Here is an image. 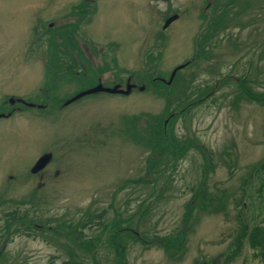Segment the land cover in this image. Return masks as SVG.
Here are the masks:
<instances>
[{"label": "rangeland", "instance_id": "1", "mask_svg": "<svg viewBox=\"0 0 264 264\" xmlns=\"http://www.w3.org/2000/svg\"><path fill=\"white\" fill-rule=\"evenodd\" d=\"M210 1L95 0L94 8L85 7L89 12L76 20L69 11L82 0H0V100L9 94L49 105L42 112L33 107L0 118V264H62L71 252L83 264H92L90 256L96 264L121 263L120 258L124 264H264V242L252 247L246 235L237 241L234 256L231 241L238 220L230 197L223 210L191 207L187 222L181 220L185 203L203 183L213 197L222 190L240 196L244 190L251 210L262 206L257 215L247 213L249 227L264 229V174L258 184L248 177L250 165L264 158V0ZM172 14L176 18L163 28ZM219 15L223 21L205 46L204 59L195 37ZM71 22L78 23L80 35L75 44L82 58L73 55L82 63L76 71L85 75L77 79L57 69L66 57L50 48L48 33L41 34L45 25ZM194 55L197 60L187 64ZM89 67L103 68L97 76L104 85ZM145 70L163 79L178 71L190 92L187 102L209 90L206 99L171 123L173 128L167 126L211 151L212 169L206 175H201L202 157L191 148L177 159L174 170L150 180L145 166L153 158L152 149L130 138V128H144L145 123L147 130L153 125L148 123L187 104L184 93L172 87L173 79L166 87L98 91L57 107L61 98L93 84L124 89L115 81L129 72L135 75L129 82L139 85L137 76ZM242 76L247 93H257L258 100L232 84ZM48 152L50 163L40 179L30 168ZM14 206L19 212L28 210V216L50 218L53 225L77 224L102 212L103 226L81 228L84 242L94 237V253L86 246L68 249L47 229L45 236H31L33 230L18 225L7 236L2 213ZM239 220L245 222L242 216ZM116 227V239L123 245L119 259L109 246ZM129 230L146 244L127 238ZM181 231L183 244L176 252L166 251L174 238L181 240ZM154 235L171 237L161 247L152 241Z\"/></svg>", "mask_w": 264, "mask_h": 264}, {"label": "trees", "instance_id": "2", "mask_svg": "<svg viewBox=\"0 0 264 264\" xmlns=\"http://www.w3.org/2000/svg\"><path fill=\"white\" fill-rule=\"evenodd\" d=\"M95 0H82L81 4L77 7H72L71 10L69 11V15H73L71 17L76 18H81L87 12L91 11L94 8V3ZM85 7H88L89 11H84ZM201 17L203 15L201 14ZM220 15L218 17L212 16L207 22L204 30H201L195 37V45L198 48V51H200L201 57H204V59L208 56L207 51L205 49V46L207 45L208 41L210 40L211 36L216 33L217 27L221 25V19H219ZM212 19V21H211ZM77 20V19H76ZM75 23V24H74ZM207 27V28H206ZM78 28V23L76 22H71V23H66V24H60L57 25V27H52L50 25H45L43 32L48 33V39H49V46L51 49H55V51H58L57 54L60 52L62 55H64L66 58L64 60H67L70 62L65 70L66 74H69V76H75L76 79L82 74L80 71H76L78 65L76 64V58L73 56L74 52L76 53L77 57L80 59L81 57V52H79V49L76 46V38L79 39L80 35L77 34L76 30ZM55 30V31H54ZM61 46L65 49H60L57 47ZM67 47H72L71 50H69ZM200 49V50H199ZM103 49L99 50V53H103ZM73 53V54H72ZM83 53V52H82ZM151 55V53H148ZM206 56V57H205ZM147 57V56H146ZM149 56L148 58H150ZM155 57V54H154ZM198 56L194 55L193 59L191 62H188L187 64L192 63V61H196ZM147 58V59H148ZM60 60V59H59ZM186 64V65H187ZM102 67H97L95 69H90L91 72L94 73L95 76L99 72L102 71ZM147 70H145V73L143 71V75L137 76L139 81H142V84H139V86H145L149 85L152 86V88H157V87H166L165 84L161 82L160 77L162 76L158 74L157 72L151 73L148 72L149 74H146ZM132 73V74H130ZM128 74V73H127ZM155 75V76H154ZM85 76V75H84ZM131 76L133 75V72H129L127 77L130 79ZM229 79H231L230 76H228ZM172 87H178L179 93L181 91L184 93V102L190 95V92L188 91V87L186 86L185 83H182L183 78L179 77L178 71L175 72L174 77L172 78ZM225 78L220 79L221 81L224 80ZM244 77L242 76L241 78H233V85L239 89V92L242 93H247L249 92L248 88L245 87L244 85ZM124 78H120L119 80H116L118 83H123ZM220 81V82H221ZM219 82V81H216ZM215 85V84H214ZM213 85V86H214ZM157 86V87H156ZM214 89V87H212ZM209 94V90H206L204 92H201L197 94V98L193 99L192 101H188L187 104L177 105L173 110L167 112V115L163 117L162 119L158 118L156 119V122H151L148 124H152V127L149 129H145V123H144V128L142 126L137 125V128H130L133 129L132 133L130 134V138L132 141L136 144H145L149 146L151 151V159H147L148 163H146L145 166V171L146 175H150L148 179H162L167 171L174 170L176 168V165L178 164L177 159L185 154L187 151H189L191 148H195L198 150V153L202 157V165H201V175H206L208 170L212 169V155L211 151L208 149L204 148L202 145L193 143L194 140L191 138L183 136H177L175 133L172 131V128L175 123L171 124L177 117L182 116L186 111L188 110L189 106L199 104L201 100L206 99L207 95ZM248 94V93H247ZM182 95V93H181ZM251 98L257 99L258 94L254 93L251 95L250 93L248 94ZM264 99V96H263ZM261 99V100H263ZM176 100L179 101L177 98ZM258 100V99H257ZM132 118H135L134 116H130ZM144 118V115H143ZM172 125V128L167 130L168 125ZM148 127V125H147ZM128 129V128H127ZM144 137H148L149 141L147 139H144ZM153 138V141H150V139ZM150 161V162H149ZM249 173L248 177L250 178H256L255 181L259 182L262 181V174H264V158L258 160L257 162L253 163L249 167ZM205 178V176H204ZM243 184V183H242ZM258 186V185H257ZM244 190L241 189V194L240 196H236L235 191H231L230 193H227L225 190L221 191V195L217 197H213L208 193L206 190V186L201 183L199 184L197 190H194L192 193V197H190V200H188L185 203V212L182 215V222H187L186 220L189 219L190 217V210L192 208H197V210L201 212H207L208 210H213V212H217L219 210H223L225 208L227 200H230L229 197L231 198L232 204L236 210L235 218L238 220V231H236V235L234 237V241L232 240L231 242V247L233 250L234 256L237 254V250L239 249L237 246V241L240 238H244L246 235V238L249 240L248 243L250 246H262L264 242V229L258 228L256 225L249 227L247 220H246V215L248 212H251L254 215L259 214V212L262 211V206L261 204H258L256 206H253V210L250 209V207L247 206V201H246V196L242 194ZM21 203V202H20ZM23 203V202H22ZM264 210V208H263ZM254 211V212H253ZM102 213V212H101ZM101 213L96 214L93 218L90 216H87L88 218H85L84 221L79 222L77 224H73L71 221L65 222V221H59L55 225L51 223L52 219L50 218H45V219H40V218H35L28 216V210H23L21 209V212L14 206L13 209L5 211L2 213V219L4 222V226L7 227V229H4L6 231V235L8 236L11 232H16L15 230L18 227H24L26 230H33L34 233L31 234V236H36L35 234H40L44 235L46 232L45 230L49 231L51 235L55 236L56 238L63 239L62 243L63 246H70L68 249H73V247H84L88 250L93 251L94 253V247L91 244L92 241L94 240V237L92 239H87L86 242L83 241L82 233H81V228L83 227H89L91 228L94 225L98 226H103V222L100 221L101 218ZM240 216L244 217L245 222H241L239 220ZM264 219V217H263ZM92 221V223H91ZM240 221V222H239ZM17 224V225H16ZM10 225H15L14 228H11ZM20 225V226H18ZM10 227V228H9ZM63 227V229H61ZM101 230V229H100ZM120 228L116 227L114 228V232L112 236L109 239V246L113 247V252L117 255V258L119 259V252L122 250V243L117 241L116 236L119 232ZM179 230L177 231L178 235ZM127 238H129L131 241H137L141 245L146 244V240L142 238V236H135L131 230L128 232H125ZM182 238L176 240V238L173 239V242L169 244V246L165 249L166 251H170L173 249V252H176L178 250V247H180L183 244L184 238H183V231H181ZM45 236V235H44ZM43 237V236H42ZM171 237L170 235L166 236H152V241L156 240V242L159 244V246H164L166 247L168 238ZM172 244V245H171ZM92 245V246H90ZM86 246V247H85ZM170 249V250H169ZM1 250V249H0ZM71 252V251H70ZM67 260H63L62 264H83L82 260L78 261L75 257L73 252L69 253L67 255ZM84 259V257H80ZM121 263L116 262V264H124V259L120 258L119 259ZM90 261L92 264H96L95 259L91 258L90 256Z\"/></svg>", "mask_w": 264, "mask_h": 264}, {"label": "flooded vegetation", "instance_id": "3", "mask_svg": "<svg viewBox=\"0 0 264 264\" xmlns=\"http://www.w3.org/2000/svg\"><path fill=\"white\" fill-rule=\"evenodd\" d=\"M58 48H60V49H65V48H63V47H61V46H59ZM68 48V47H67ZM100 50V49H99ZM99 50H97V53H99ZM73 54V53H72ZM74 56V55H73ZM75 57V56H74ZM60 61V60H59ZM76 64L77 65H79V63H82L81 62V60H80V62L79 61H77L76 60ZM70 64V62L69 61H60L59 62V64H58V66H57V69L59 68V69H65V70H67L66 68L67 67H69L68 65ZM90 69H92L91 67H89ZM60 73V72H59ZM82 74H83V72H82ZM62 76H64V75H62ZM155 76V75H154ZM95 77H97V79H96V82L98 81V82H100L102 85H104L103 84V81H100L101 79L99 78V76H95ZM141 83H143L142 81H140ZM129 84V85H131V87H136V88H138V84L136 83V82H133L132 84L129 82V78L126 76V77H124V81H123V83H120V84H124V87H125V84ZM140 83V84H141ZM163 83V82H162ZM163 84H165L166 85V83H163ZM95 84H93L92 86H90L89 88H91V87H93ZM89 88H87V89H89ZM86 90V89H85ZM83 91V90H82ZM75 95V93H73L72 95H70V96H68V97H63V98H61L62 100L58 103V105H57V107H58V109L59 108H62L64 105H65V101L66 100H68V99H70L71 97H73ZM83 96V95H82ZM47 100H45V101H43V102H41V103H36V104H34L33 103V101H31V100H29L28 98H22V97H16V96H14V95H9V94H7V95H4V98H2L1 100H0V118H9V117H11L12 116V114L13 113H15V112H18V111H20V110H23V109H25V110H28V109H30V108H33L34 107V109H36L37 111H40V112H42V111H45L46 109H47V107L49 106V105H47ZM70 102V101H69ZM69 102H67V103H69ZM35 105V106H34ZM137 125H139V124H137ZM137 125L136 126H134L133 128H137ZM50 162H48L47 164H45L39 171H37L36 172V174L38 173V177L41 179L42 177H43V175H44V173H42V171L43 170H45V168L48 166V164H49ZM40 172V173H39ZM31 174H34V175H36L35 173H31Z\"/></svg>", "mask_w": 264, "mask_h": 264}, {"label": "water", "instance_id": "4", "mask_svg": "<svg viewBox=\"0 0 264 264\" xmlns=\"http://www.w3.org/2000/svg\"><path fill=\"white\" fill-rule=\"evenodd\" d=\"M176 18V15H171L169 16L168 18L165 19V22H164V26L163 28L173 19ZM177 69V68H176ZM174 73V70L172 71L171 73V76L169 79H171L172 75ZM129 86L127 85L126 86V89H128ZM125 89V90H126ZM98 91H106V92H110V93H113V92H121L120 90L116 89V87H112V88H104V87H101V86H94L90 89H87L85 91H82L80 93H78L76 96H74V98L76 97H79L81 95H84V94H87V93H94V92H98ZM72 100V99H71ZM51 159V153L48 152V153H44L42 154L39 158H37V160L34 162V164L32 165V167L30 168V172L31 173H35L36 171H39L45 164H47Z\"/></svg>", "mask_w": 264, "mask_h": 264}]
</instances>
